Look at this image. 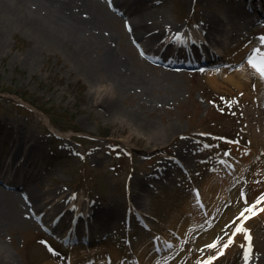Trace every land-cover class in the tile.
<instances>
[{"label": "rangeland", "instance_id": "obj_1", "mask_svg": "<svg viewBox=\"0 0 264 264\" xmlns=\"http://www.w3.org/2000/svg\"><path fill=\"white\" fill-rule=\"evenodd\" d=\"M150 9L160 11L162 19L176 25L178 30L169 29L151 43L146 42L148 38L136 41L129 34L127 17L119 14L121 19L110 21L109 29H106L108 37L113 34V51L145 82L142 91H123L118 95L105 83L92 87L84 77L68 71L70 65L66 56L60 53L47 52L37 56L29 69L24 66L23 56L33 42L20 31L9 34L4 48L0 49V157H5L12 149V141L3 132L31 139L35 142V151L25 154L28 159L25 171L37 174L43 182L40 184L37 178L30 180L31 192L62 190L68 194L65 208L70 204L99 211L121 208L124 220L123 216L112 220L103 215L98 222L94 221L101 233L97 234L99 240L89 245L92 250L110 247L114 255L132 264H137L138 246L142 241L146 239L145 243L151 244L156 238L159 243L164 242L165 232L172 233L170 226L179 221L176 219L180 212L187 211L189 216L196 218L200 211L194 206L195 190L202 192L205 189L209 193L214 184L220 193L211 197L212 190L206 201L211 208L219 199L211 218L200 222L197 228H191L194 244L232 208L233 199L252 204L264 193V175L262 178L255 175L263 158L262 151L250 162L252 135L264 132V114L260 124L257 122L260 114L254 115V112L258 109L264 112V104L260 107L262 99L258 101L255 97L252 100L244 95L253 91L252 82L245 85V82L232 80H237L241 68H250L246 55L233 62L241 49L249 43H256L255 49L264 48V16L243 9L247 19H234L230 11L235 8L224 0H152L147 7ZM207 15L217 17L221 23L212 35L216 43H211L223 50L219 54L227 62V66L223 65L226 67L224 73L167 67L152 63L144 56L145 51L154 53L158 49L156 40L160 38L196 32V25L199 26ZM253 15L261 16L262 23L247 28L246 23ZM151 24L155 25L154 22ZM231 47L233 50L229 51ZM140 49L145 51L141 53ZM99 52H103L102 48ZM164 52L170 58L182 60L186 51L174 47L164 48ZM253 72L249 69L250 80L256 74ZM229 76L232 79L228 81ZM112 92L118 97L121 111L139 114L142 121L152 125V134L159 137L154 139L123 121L118 114L109 116L106 105L112 100ZM170 131L175 132L166 136L165 133L170 134ZM181 144L185 145V151L188 149L186 155H192L189 160L191 179L187 180L180 170L173 174L172 181L170 172L169 179H160L165 170L168 174ZM243 148L248 151L244 152ZM229 156L246 163L247 173L243 179L246 183L236 177L228 183V179L216 176L222 168L219 160ZM141 178L145 182V191L137 188ZM208 179L210 182L204 188ZM236 182L239 184L237 189L234 187ZM1 185L5 187L6 184L1 181ZM136 192L141 193L143 203L133 206L131 199ZM39 205L43 203L37 207ZM259 206L249 214L240 232L234 234L233 241L229 242L228 236H233L236 222L223 223L212 241L199 247L201 262L208 264L207 258L211 260L209 264H264V202ZM45 211L47 209L27 213L1 228L0 239L15 264H89L86 260L91 257L72 263L78 245L64 246L62 239L54 236L65 234L64 228L70 217L63 216L52 229L54 235L48 236L39 224L42 219L41 225L51 223L59 210L48 211V215ZM139 212L147 219V225L138 219ZM187 245L184 242L180 248L187 249ZM107 248L97 259L114 262L113 254L108 253Z\"/></svg>", "mask_w": 264, "mask_h": 264}, {"label": "bare ground", "instance_id": "obj_2", "mask_svg": "<svg viewBox=\"0 0 264 264\" xmlns=\"http://www.w3.org/2000/svg\"><path fill=\"white\" fill-rule=\"evenodd\" d=\"M150 1L152 0H0V49L4 48L9 34L20 31L30 36L33 42L25 56H23L24 66H28L29 69L32 67V64H34L37 56H43L47 52H53L56 55L60 53L66 56L67 63L70 65L68 71L71 74L75 73L78 77H84L92 87L105 83L118 95L123 91H142L143 89L145 90V82L142 81L141 78H138V75H135L125 61L113 51V34L112 37H108L106 29H109L110 21H119V19H121L113 12V9L117 7L118 11L120 13L123 12L125 17H127L125 22L133 40L142 41L148 38L146 42L151 43L153 39L165 35L169 29L178 30L176 25L168 24L162 19V16L159 14L160 11H154L152 9L147 10ZM258 1L262 3L261 0ZM230 12L233 13L232 17L234 19H247L244 16L245 14L242 8L232 9ZM248 21L249 23H246L247 28H250L255 23H258L257 26L262 23L260 22L261 19L258 17H253ZM152 22L155 23L154 26L151 24ZM219 25H221V23L217 17L207 15L199 23L200 27L196 25L197 31L196 35H194L197 37H193L192 44L189 46L187 43V46L197 51L199 50L198 46L204 44V49H206L204 53L206 54L207 50L209 51L210 49L209 43L212 41L215 42L214 37L211 36L215 35L214 32L219 28ZM203 32L205 33L203 34ZM121 34L123 35L122 32ZM176 34L180 35V33ZM200 35L201 37H199ZM124 36L127 40L126 35ZM172 37L156 40L158 49H156L155 52L164 55V51L159 47H173L176 39ZM181 39L187 40L188 34H182ZM235 47L237 48L236 45ZM252 47L253 45L247 44L246 48L241 49L239 56L233 58V62H236L245 55V57L248 56L250 58L251 54L249 55L248 52L250 51V53H252ZM101 48L103 52H99ZM232 48L233 47H231L229 51H232ZM218 50L223 51L221 48ZM259 53L260 54L257 55L258 58H262L259 65L263 67L264 48L260 49ZM225 61L226 59L224 62ZM252 66L256 67V62H253ZM252 66L250 65V68H241L237 73L238 78L236 81L232 79V76L228 77V81L232 79L235 83L240 82L243 84V82H245V85L252 82L251 87L253 91H247L244 95L252 100L255 97L258 101L262 99L263 103L259 104L260 106L264 104V72L258 71ZM225 68L219 70L224 73L226 71ZM249 69L252 72H256L254 78L251 80L250 76H248ZM219 70L212 73L218 72ZM116 98L118 97L114 93L112 95V100L109 101L108 98H106V100H108L106 108L109 116L111 114H118L122 117L121 119L123 121L151 135L154 139L159 137L157 134H152L153 131L150 130L152 125L146 124V121H142L138 116L139 114L133 111H121L120 108H118L119 104ZM256 113L260 114V118L257 122L261 124L264 112L258 109L254 112V115ZM174 132L175 131H170V134L166 132L165 135H171ZM3 134L12 141V149L8 155L0 157V182L2 181L6 183L7 186H12L14 189H7L0 184V230L2 227L8 225L11 220L18 219L22 215L27 216L29 213H36L37 210L42 212L47 209L46 214L48 211L54 212L59 210L56 213L58 217H61L60 220H62L63 216L70 217L69 219L74 220L64 229L65 232L68 233L71 227L76 226L79 227L78 229L80 230L83 229L80 232H76L77 236H82V238L88 237L91 239V242H96L100 236L97 234L101 233V229H97V225H95L94 221L98 222L103 215H106L112 220L121 219L122 216L123 220L125 219V214L122 215V209L119 207H112L105 211H99L93 207L80 205L65 208L68 194H64V191L57 188L46 192H31L29 181L36 179L37 174L35 175L34 173L25 171V167L28 164V159L25 154L35 151V142L25 137H17L15 134L8 131L3 132ZM252 142L253 147H251V153L253 154L251 155L250 162L254 155L256 156V153L261 151L263 153V158L259 162V167L255 172L256 176L262 178L264 175V132L262 131L261 134H253ZM184 146L185 145L182 144L179 145L180 148L177 151L175 150V153L181 158L183 166L187 168L186 166L188 165L184 162V157L188 149L185 151V149H183ZM247 151L248 150L244 152ZM23 154L24 157L22 156L21 158ZM240 163L241 164L238 165V174H242L241 176L244 178V175L247 173L246 163L243 164L242 161ZM169 171H171L170 173L172 174V169ZM235 177L236 175L231 173L230 177L226 178L228 179L227 182L229 183ZM218 178L221 179L222 175L218 176ZM37 180L40 184H43L40 177H38ZM207 181L203 186L204 188L209 184L210 179ZM40 184L38 183L37 185L40 186ZM138 184L139 186L137 188L140 191L146 190L145 182L142 178L138 180ZM212 187L213 194L211 197H214L217 192L220 193V189L214 184ZM253 187L254 186H252V188ZM212 190L209 193L207 190L205 191V189L201 192V197L204 202L208 200ZM140 194L141 193L136 192L131 199V205L138 206L143 203V198L140 197ZM232 195L234 196V193H232ZM218 200L219 199L214 201V205L212 203L213 206H211V208L207 205L206 213L209 214L207 219L211 218L214 214ZM40 202H42L43 205L37 207ZM250 205L251 203H238V201L233 199L232 208L230 207L223 216L220 217L213 229L202 233L200 239L196 241V245L191 239V228H197L198 225L201 224L200 222L205 221L206 218L204 214L200 212L196 215V218L189 216L186 213L187 211L184 213L180 212V216H178L176 220H179L181 223L176 221L174 226L171 224L170 230L172 233L166 231L164 234V242L162 241L159 243L156 241L158 243V248L155 246V241L153 242L154 246L152 243L146 244V239L139 244L136 258L137 264H197L202 260L198 252L199 247L205 243L209 244L215 235H217L218 231L223 228L221 226L223 223L231 221L240 213L244 206ZM57 214L54 215V217L57 216ZM144 215L147 216V218L149 217L148 214ZM247 215L248 213L244 216ZM248 219L249 217L247 220ZM144 221L147 223L145 217ZM245 223L243 225H245ZM53 228H55V226H53ZM242 228L243 227H241V229ZM184 242L188 244V248L183 250L180 247L183 246ZM102 247L100 246L92 250L91 247L86 246L82 250V245L79 246V249L76 248V255H72V263L78 260H86L88 257H91L86 260L89 264H132L131 261H122L121 257L114 255L110 247H108V253L110 251L113 254L114 262H105V260L102 261L101 258L97 259V256L101 255L102 251L107 248V246ZM159 251H161V253H159ZM205 261H207V258ZM0 264H15L13 257L9 254V250L2 239H0Z\"/></svg>", "mask_w": 264, "mask_h": 264}]
</instances>
